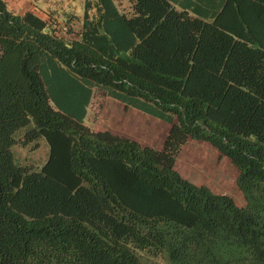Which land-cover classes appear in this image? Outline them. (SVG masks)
Returning a JSON list of instances; mask_svg holds the SVG:
<instances>
[{
  "label": "trees",
  "instance_id": "1",
  "mask_svg": "<svg viewBox=\"0 0 264 264\" xmlns=\"http://www.w3.org/2000/svg\"><path fill=\"white\" fill-rule=\"evenodd\" d=\"M31 1L0 0V264H264V0H85L74 39L69 0ZM93 87L168 122L161 147L85 125ZM29 123L39 170L10 151ZM189 139L242 205L174 169Z\"/></svg>",
  "mask_w": 264,
  "mask_h": 264
},
{
  "label": "rangeland",
  "instance_id": "2",
  "mask_svg": "<svg viewBox=\"0 0 264 264\" xmlns=\"http://www.w3.org/2000/svg\"><path fill=\"white\" fill-rule=\"evenodd\" d=\"M6 3L8 7L15 12H22L29 9L36 12L41 17L45 15L42 5L41 7L36 6L31 0H6ZM84 3L85 0H69L61 4L60 16L53 19L57 34L64 35V32L66 38H76L79 20L78 18H74L77 15H82ZM123 5L127 6V3L123 2ZM66 14H70V16L73 15L71 17V21L73 20L71 31H68L64 24V20L66 19L64 16ZM62 26L65 28L62 29ZM100 97L95 87H93L89 94L88 101L84 105V113L82 116L85 125L97 130L108 129V122L105 121V119L107 118V114H113L114 112V108L110 107L108 104L109 100H100ZM99 103L102 107H99ZM132 112L133 111L124 113V109H121L120 115L125 118L121 123L128 122V117L130 114L132 115ZM142 116L146 118L144 114ZM147 116V136L145 138H143L144 135L142 137L141 135L137 137L142 139V143L159 149L164 138V132L169 123L162 121V123L158 125L156 123L157 121L152 119L154 117L151 116V118L149 115ZM31 126L32 124L29 123L17 128L13 132L12 137L15 142L10 146V151L14 162L19 166L26 167L29 170H39L47 158L48 145L41 136L36 138L27 136ZM174 169L178 171L182 177L188 179L192 183L204 185L214 193L230 196L238 206L244 203L235 182L237 169L226 157L218 153L207 142L193 139L187 140L176 157Z\"/></svg>",
  "mask_w": 264,
  "mask_h": 264
},
{
  "label": "crops",
  "instance_id": "3",
  "mask_svg": "<svg viewBox=\"0 0 264 264\" xmlns=\"http://www.w3.org/2000/svg\"><path fill=\"white\" fill-rule=\"evenodd\" d=\"M173 2L178 9L182 8L183 7L182 5L184 6L187 5L188 11H192V10L197 11L200 9L203 12H205L206 10L205 7L209 3V2H205V0H173ZM96 92H98V95L101 96L100 100L108 99L109 106L114 108L113 114H107V118L105 119V121L108 122V129L106 130L114 134H117V135H121V136L134 139L138 141L139 143H142L141 142L142 139L138 138L137 136L141 135L142 137L144 135L143 138L147 136V133H148V118H147L148 116L147 115H149L148 113H146L145 108H143V105L141 104H138V105L136 104L137 106L131 105L132 104L131 99H126L125 102H122L121 100L109 97L108 95L105 94V91L99 88L96 90ZM99 107H102L100 103H99ZM121 109H124V113L133 111L132 115L130 114L128 117V120H129L128 122L121 123V121L125 120L124 116L120 115ZM143 114L145 115L146 118L142 116ZM130 116H131V119H130ZM149 116L151 117V115ZM152 119L157 121L156 123L158 125H160V123H162L163 121L156 117ZM168 127L166 128L164 135ZM142 144H146V143H142Z\"/></svg>",
  "mask_w": 264,
  "mask_h": 264
}]
</instances>
